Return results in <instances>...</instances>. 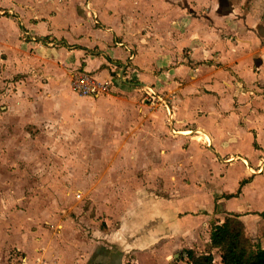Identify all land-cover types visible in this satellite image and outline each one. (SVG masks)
Segmentation results:
<instances>
[{
	"label": "rangeland",
	"instance_id": "1",
	"mask_svg": "<svg viewBox=\"0 0 264 264\" xmlns=\"http://www.w3.org/2000/svg\"><path fill=\"white\" fill-rule=\"evenodd\" d=\"M78 1L0 0V264H56L63 256L77 261L85 257L83 250L103 238L117 246L116 238L126 232L129 222L162 196L185 199L187 212L193 215L200 209L207 230L204 224L196 238L190 236L184 246L179 243L170 248L175 239L169 236L136 253L125 250L120 263L189 264L185 249L207 250L217 208V203L212 208L208 205L204 191L208 181L201 179L210 155L197 164L190 161V155L198 147H207L199 132H208L206 118L226 109L220 100L226 88L212 87L211 92L209 81L220 72L235 84L236 71L212 60L209 68L195 71L184 47L181 57L170 56L163 67L156 66L157 58L168 55L154 54L149 64L139 60L146 58L139 54L126 59L124 78L152 86L159 100L153 101L156 96L147 87L121 83L112 93L82 96L69 83L71 73L82 72L81 65L65 66L60 61L56 65L50 60L53 74L60 77L49 82L38 71L46 72L40 63L35 64L34 49L24 41L29 43L26 36L32 27L41 45L49 47V41L56 45L52 33L39 36L36 29L43 31L41 27L56 15L57 7L71 2L76 6ZM44 2L47 5H42ZM231 2L238 3L233 7L238 14L233 13L231 24L225 21L223 32L228 36H234L232 27L244 20L239 12L250 19L261 7L255 23L264 21V0L261 4L254 0ZM102 3L105 15L112 14L120 26L129 24L125 0ZM21 17L27 23L32 18L38 27L28 24L20 28ZM249 19L246 27L251 24ZM79 20L88 26L87 21ZM79 22L76 25L81 26ZM90 47V51L98 50L97 45ZM119 70L120 65L110 72L116 77ZM168 112L173 115L172 123ZM183 129L190 132H179ZM217 155L212 158L215 165L223 159ZM239 156L227 160L241 161ZM257 215V220L250 221L252 226L248 223L255 235L251 237L244 228L253 250L264 248V213ZM109 234L114 235L112 242ZM213 250L219 263L217 250Z\"/></svg>",
	"mask_w": 264,
	"mask_h": 264
},
{
	"label": "crops",
	"instance_id": "2",
	"mask_svg": "<svg viewBox=\"0 0 264 264\" xmlns=\"http://www.w3.org/2000/svg\"><path fill=\"white\" fill-rule=\"evenodd\" d=\"M231 1L233 0H125V14L130 19L128 25L120 26L112 14L105 15L101 11L103 0H86L84 3L79 0L76 6L75 2H71L70 5L57 7L56 15L48 21L51 25L45 23L41 27L43 31L36 29L38 26L35 25L38 23H32V18L27 23L26 19L21 17L18 25L23 28L24 25L28 27L30 24L36 29V35L45 36L52 33L51 36L57 39L56 45L49 41L50 46L45 47L41 45V38L33 36L31 27V33L26 36L29 43L24 41L28 48L35 51V64L40 63L41 68L46 70L38 71L53 83L60 76L53 74L55 70H52L50 60L56 65L58 61L65 66L81 65L82 72L94 74L99 78H109L112 82L111 93L115 85L120 83L147 87L155 94V98L151 96L154 101L160 99L154 89L146 83H133L124 78L128 57L133 58L137 54L146 56L139 60L149 64L148 61L151 63V56L154 54L168 55L165 59L157 58L156 66L163 67L161 65L166 64L165 61L170 59V56L181 57L186 47L195 71L209 68V60L215 64L231 66L236 71L235 84L231 85L228 78H223L224 74L220 72H216L217 78L208 83L211 92L212 87L226 88L222 93L223 98L220 99L226 109L213 112L206 118L204 124L209 134L205 133L211 141L203 137L207 147H198L192 156L190 155V161L201 163L209 159L202 158L210 155L211 160L206 164L204 175L199 178L208 181V185L204 182L208 205L212 208L217 203L215 220L220 223L227 215L236 214L242 221L243 228L248 229L253 237L256 231L249 226L250 221L257 220V214L264 213V21L255 23V20L260 18L261 7L257 12H252L250 19L248 14L241 15L239 12V18L244 20L240 19L242 23L234 24L232 29L235 35L228 36L223 32L224 25L231 24L233 13L238 14L234 11L235 8L233 9L238 3ZM254 1L263 3V0ZM35 3L39 5V2ZM109 6L112 7L110 3ZM81 18L87 21V27L79 20ZM248 19L251 24L246 27L244 23ZM78 21L81 26L76 25ZM91 22L97 25L91 27ZM87 33L95 39L89 38ZM91 45H97L98 50L90 51ZM131 64L134 65L135 62L131 61ZM119 65L120 70L116 71V77H113L110 69L113 70ZM61 66L58 68H62ZM221 75L222 78H219ZM168 113L171 122L173 115ZM215 154L223 158H220L218 165H215L216 160H213ZM234 155H241V161L227 160L229 156ZM216 182L218 185L215 186ZM204 205H207L206 202ZM187 211L185 199L158 197L144 207L137 218L129 222L126 232L116 238L117 246L105 243L103 238L83 250V259L75 261L74 258L63 256L56 264H122L120 262L125 250H144L169 236L175 239V242L169 243L170 248L179 243L184 246L190 236L196 238L204 224L207 230L208 224L200 209L195 215ZM149 220L154 222L153 227L130 236V233L139 231L138 229ZM113 236L109 234L108 241L112 242ZM124 239L128 241L124 243ZM209 241H206L207 250ZM190 249L197 253L206 251H197L192 247Z\"/></svg>",
	"mask_w": 264,
	"mask_h": 264
},
{
	"label": "trees",
	"instance_id": "3",
	"mask_svg": "<svg viewBox=\"0 0 264 264\" xmlns=\"http://www.w3.org/2000/svg\"><path fill=\"white\" fill-rule=\"evenodd\" d=\"M264 237V225L262 226ZM250 238L244 233L243 223L236 214L227 215L218 223H210V241L208 250L197 253L193 249H185L189 264H264V248L253 250ZM216 249L220 262H215Z\"/></svg>",
	"mask_w": 264,
	"mask_h": 264
},
{
	"label": "built area",
	"instance_id": "4",
	"mask_svg": "<svg viewBox=\"0 0 264 264\" xmlns=\"http://www.w3.org/2000/svg\"><path fill=\"white\" fill-rule=\"evenodd\" d=\"M69 83L71 88L82 96L108 94L112 90V82L109 78H99L87 72L71 73Z\"/></svg>",
	"mask_w": 264,
	"mask_h": 264
},
{
	"label": "water",
	"instance_id": "5",
	"mask_svg": "<svg viewBox=\"0 0 264 264\" xmlns=\"http://www.w3.org/2000/svg\"><path fill=\"white\" fill-rule=\"evenodd\" d=\"M149 87L153 90V87H151V86H149ZM153 224H154V222H152L151 220L147 221L145 224H143L141 226L140 229H138L139 231H137L136 234L141 233L140 231L144 230L145 228H150L151 226L153 227Z\"/></svg>",
	"mask_w": 264,
	"mask_h": 264
},
{
	"label": "bare ground",
	"instance_id": "6",
	"mask_svg": "<svg viewBox=\"0 0 264 264\" xmlns=\"http://www.w3.org/2000/svg\"><path fill=\"white\" fill-rule=\"evenodd\" d=\"M179 132H181V133H185V134H186L187 132H190V130H181V131H179ZM199 132H201V133L204 134L203 137L209 139V137L207 136V134L205 133L204 130H201V131H199ZM209 140H210V139H209ZM210 141H211V140H210Z\"/></svg>",
	"mask_w": 264,
	"mask_h": 264
}]
</instances>
